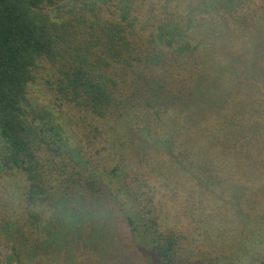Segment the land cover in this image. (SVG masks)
<instances>
[{
  "label": "rangeland",
  "instance_id": "1",
  "mask_svg": "<svg viewBox=\"0 0 264 264\" xmlns=\"http://www.w3.org/2000/svg\"><path fill=\"white\" fill-rule=\"evenodd\" d=\"M41 12L57 22L62 51L87 55L90 46L92 60L102 52L108 58L106 34L125 28L141 50L144 77L117 79L113 104L99 117L59 91L64 70L78 61L58 54L57 66L39 62L28 110L76 150L77 164L97 184L80 187L87 200L76 196L95 206L93 220L71 231L87 242L72 250L61 234L51 256L35 248L25 264H162L155 249L134 245L106 188L123 176L140 196L141 214L152 208L147 216L158 218L159 230L179 236L176 264L264 263V0H55ZM156 54L165 57L161 66L151 62ZM196 83L210 86L207 94L232 86V135H199L189 122L188 86ZM8 175L0 169V218L14 212L20 193L18 176ZM2 234L0 264H18Z\"/></svg>",
  "mask_w": 264,
  "mask_h": 264
},
{
  "label": "trees",
  "instance_id": "2",
  "mask_svg": "<svg viewBox=\"0 0 264 264\" xmlns=\"http://www.w3.org/2000/svg\"><path fill=\"white\" fill-rule=\"evenodd\" d=\"M54 1L0 0V169L8 172V177L15 174L20 182L14 212L7 218H0V230L18 264L30 261V252L35 248L43 250V256H51L52 251L48 249L54 242L61 241V234L63 239L69 238L67 247L72 250L79 239L87 242L84 234L71 231L82 228L81 223L88 224L93 220L90 217L95 210L94 204L89 206L87 201L77 198L87 200L80 187L95 189L97 183L77 164L76 150L65 142L62 144L58 140L59 133L54 134L47 122L44 128L28 110L29 86L36 78L39 62L49 58L57 66L58 54L78 61L69 70H64L59 91L68 101L84 106L99 117H105L113 104L120 85L117 79L132 81V73L144 77V70L138 69L144 65L141 50L135 44L136 40H128L123 34L125 28L119 27L106 34L109 37L105 49L108 58L102 52L96 55V60L90 59L88 56L95 55L89 50L90 46L87 55L74 48L62 51L57 22L41 12ZM172 47V41H167L165 48ZM164 61L163 54L151 57L154 66H161ZM107 69L112 75L107 74ZM196 77H201L200 72ZM210 80L220 87L219 83ZM209 88L201 83L188 86V96L193 101L189 108L191 114L188 113L189 122L193 121L199 135L206 134L207 130L213 135H232L235 122L234 116L229 117L235 114L229 91L232 86H228L229 90L223 86L227 91L222 89L207 94ZM183 96L184 91L176 96V101L181 102ZM118 171V167L113 168V173ZM123 179L119 178L116 183L110 179L109 188H106L120 202L134 245L140 250L155 249L162 264H176L179 236L159 230L158 218L147 216L153 213L152 208L148 209L147 215L141 214L140 196L131 192Z\"/></svg>",
  "mask_w": 264,
  "mask_h": 264
}]
</instances>
